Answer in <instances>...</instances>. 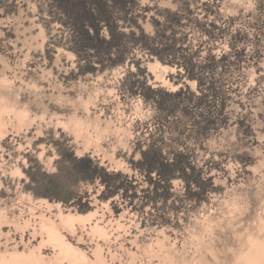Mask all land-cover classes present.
<instances>
[{"label": "rangeland", "instance_id": "374dc122", "mask_svg": "<svg viewBox=\"0 0 264 264\" xmlns=\"http://www.w3.org/2000/svg\"><path fill=\"white\" fill-rule=\"evenodd\" d=\"M176 1L199 8L208 0ZM139 5L176 6L171 0ZM47 9V0H0V264H264V0H219L221 18L231 23L228 36H246L233 54L245 52L240 63L215 74L226 123L205 137L195 133L193 119L176 113L160 124L140 99L123 98L122 69L81 74L66 49V29L51 23ZM199 38L192 30L193 49ZM221 50H228L225 42L216 53ZM143 59L150 84L172 92L181 86L174 68ZM207 112L216 116V106L193 109L198 121ZM141 130L144 138L162 139L165 154L181 151L197 169L210 170L217 191L197 205L183 199L174 181L176 215L146 208L116 216L92 196L91 213L76 218L23 190V154L51 171L52 160L43 157L56 141L110 170L134 174L143 186L130 169ZM161 214L169 224L149 227Z\"/></svg>", "mask_w": 264, "mask_h": 264}, {"label": "trees", "instance_id": "16d2710c", "mask_svg": "<svg viewBox=\"0 0 264 264\" xmlns=\"http://www.w3.org/2000/svg\"><path fill=\"white\" fill-rule=\"evenodd\" d=\"M171 2L176 4L173 9L140 7L139 0H47L46 12L51 23L66 29V49L75 55L81 74L122 69L118 90L123 98L140 99L157 112L154 118L160 124L176 113L193 119L195 133L205 137L226 123V98L219 96L215 74L241 62L244 48L234 54L233 49L246 36H228L231 23L221 18L219 0H208L199 8H192L189 2ZM146 25L150 31L145 30ZM192 30L200 37L194 49ZM223 42L228 50L217 54ZM143 58L174 68L181 86L172 92L150 84ZM186 82L194 83L195 91ZM214 106L216 116L207 112L200 114V121L194 118L193 109ZM147 124L148 121L141 122L146 132ZM144 133L140 131L143 138L137 139L132 152V158L137 159L130 161V169L142 178L143 186L134 174L110 170L89 154L77 155L71 146L56 141L51 144L53 152H45L43 157L52 160L51 171L35 155L23 154L25 162L19 165L23 190L33 199L59 204L81 215L92 211L95 196L109 203L116 216L123 210L139 215L146 208L149 212L168 209L176 215L179 204L174 181L181 185L183 199L197 205L217 191L210 170L197 169L191 157L181 151L165 154L163 140H154L151 134L144 138ZM168 224L169 218L161 214L154 216L148 226L161 228Z\"/></svg>", "mask_w": 264, "mask_h": 264}, {"label": "bare ground", "instance_id": "6f19581e", "mask_svg": "<svg viewBox=\"0 0 264 264\" xmlns=\"http://www.w3.org/2000/svg\"><path fill=\"white\" fill-rule=\"evenodd\" d=\"M90 213H91V212L87 213V215L90 214ZM85 215H86V214H85ZM85 215H84V216H85ZM82 217H83V215L78 214L76 218H82Z\"/></svg>", "mask_w": 264, "mask_h": 264}]
</instances>
